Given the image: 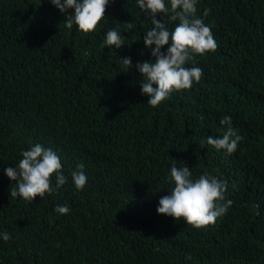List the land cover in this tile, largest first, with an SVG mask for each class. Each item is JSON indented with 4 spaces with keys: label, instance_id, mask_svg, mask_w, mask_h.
Returning <instances> with one entry per match:
<instances>
[{
    "label": "trees",
    "instance_id": "1",
    "mask_svg": "<svg viewBox=\"0 0 264 264\" xmlns=\"http://www.w3.org/2000/svg\"><path fill=\"white\" fill-rule=\"evenodd\" d=\"M196 7L218 46L187 65L202 68L199 82L152 107L134 65L152 58L153 25L135 0L111 2L86 36L48 0H0V232L12 236L0 264H264V0ZM117 24L125 45L112 53L102 40ZM124 56L133 67L119 72ZM225 115L242 136L231 155L207 144ZM35 143L58 153L67 182L28 203L10 197L3 168ZM185 163L226 181L233 202L201 228L156 211L171 166Z\"/></svg>",
    "mask_w": 264,
    "mask_h": 264
},
{
    "label": "clouds",
    "instance_id": "2",
    "mask_svg": "<svg viewBox=\"0 0 264 264\" xmlns=\"http://www.w3.org/2000/svg\"><path fill=\"white\" fill-rule=\"evenodd\" d=\"M48 2L65 17L66 28L73 29L75 26L78 33L86 36L97 30L98 24L105 18L106 7L114 0ZM135 3L150 18L153 26L143 35L144 46L149 49L152 58L137 61L134 67L141 75V94L148 97L146 103L149 106L156 107L172 93L189 89L199 82L203 75L202 68L187 65L195 64L197 55L203 56L214 51L218 45L211 26L196 15L198 0H135ZM165 15L170 21H178L172 29L164 23ZM121 33L119 24L109 28L102 40L104 48L115 53V49L125 45V37ZM118 61L119 72H127L133 67L130 56L120 57ZM220 125L221 134L209 135L207 144L217 151L223 150L224 154L231 155L236 151L242 136L232 125L231 116L225 115L220 120ZM20 155L16 164L3 168L4 175L14 182L11 184L10 197L32 203L35 197L42 199L46 193L56 192L66 184L67 177L62 171L61 158L52 148L35 143L26 150L22 149ZM71 178L76 190L84 188L87 175L82 163L76 165ZM167 182L170 188L168 194L159 199L157 213L172 217L175 221L182 220L195 228L214 223L217 218L226 214L233 203L224 195L226 181L207 172L194 178L186 163L180 167L172 165ZM54 212L65 215L70 212V207L67 204H57ZM10 239L12 236L8 231L0 232V240Z\"/></svg>",
    "mask_w": 264,
    "mask_h": 264
}]
</instances>
